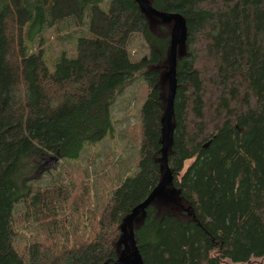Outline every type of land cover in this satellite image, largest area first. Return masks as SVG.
<instances>
[{
    "label": "trees",
    "instance_id": "obj_1",
    "mask_svg": "<svg viewBox=\"0 0 264 264\" xmlns=\"http://www.w3.org/2000/svg\"><path fill=\"white\" fill-rule=\"evenodd\" d=\"M146 1L180 13L185 35L175 55L166 153L171 180L132 220L141 262L219 264L262 257L264 0ZM101 2L0 0V264H102L115 258L123 246L122 218L162 174L170 22L144 12L135 0H109L106 10ZM68 18L85 34L77 36L71 56L61 50L46 57L50 69L43 32ZM133 36L147 47L138 59L128 49ZM137 78L147 92L138 110L135 166L116 173L93 234L58 245L50 237L63 233L67 216L78 213L73 205H81L83 192L65 175L35 185L34 170L46 154L75 161L86 147L111 137V107ZM68 205L69 214L60 216ZM17 206L48 236L32 238L20 250L14 245Z\"/></svg>",
    "mask_w": 264,
    "mask_h": 264
},
{
    "label": "rangeland",
    "instance_id": "obj_2",
    "mask_svg": "<svg viewBox=\"0 0 264 264\" xmlns=\"http://www.w3.org/2000/svg\"><path fill=\"white\" fill-rule=\"evenodd\" d=\"M108 3L109 0H102L101 9L106 10ZM70 34H73L71 41ZM81 34H85V29L82 30L72 18L58 20L52 27L46 28L42 35L45 40L41 43V46L47 51V56L44 57L46 66L52 68L53 62L49 63L48 58L55 57L61 50H65L67 56H71L75 40ZM128 49L133 59H138L147 52L145 43L137 36H133ZM146 88L143 79L137 78L125 87L116 98L111 107L114 126L111 137L106 134L100 140L102 142H97L98 144L94 148L86 147L83 154L75 161H65L61 158L51 160L46 154L41 158V166L34 170L32 181L35 185L44 186L51 182L62 181L65 175V177L70 176L66 180H71L75 184V188H79L78 193L83 192L81 205L77 207L78 201L76 206L73 205L74 210L78 213L73 217V213L67 216L68 219L65 222L63 233H57L56 238L54 235L50 237L58 245L62 243L70 245L73 241L84 240L93 234L98 212L106 199L107 193L114 186L116 173H120L125 165L134 168L140 140L138 110L145 99ZM57 170L59 174L56 177ZM65 172H67V175ZM132 174L133 172L129 171L125 175ZM73 194H76L75 189ZM160 204H162V201L159 202ZM68 211H71L70 205L67 206L65 213L60 214V216L65 217L66 214H69ZM93 211L95 216L92 215ZM25 212L24 207L17 206L13 218L14 245L19 250L22 243H26L32 238L48 237L37 222L26 215ZM24 215H26V220H22ZM75 221H78V225H80L77 230L75 229L77 227ZM219 264H264V256L250 258L243 263L221 259Z\"/></svg>",
    "mask_w": 264,
    "mask_h": 264
},
{
    "label": "water",
    "instance_id": "obj_3",
    "mask_svg": "<svg viewBox=\"0 0 264 264\" xmlns=\"http://www.w3.org/2000/svg\"><path fill=\"white\" fill-rule=\"evenodd\" d=\"M138 6L146 13L157 17L162 23L170 22L169 31V51L168 62L164 72V77L167 80V88L165 93V105L162 116L160 118V155L159 165L162 169L157 184L150 190V192L122 218L120 228V241L123 244L121 251L115 258H108L102 264L111 262L112 264H142L139 252L133 239L132 220L140 212H142L158 195H160L164 188L170 183V170L166 163V153L169 139V130L171 127L172 101L175 90V55L176 47L180 44L185 35V24L183 17L178 12H169L165 10L155 9L150 6L146 0H135ZM51 160H55L56 156H49Z\"/></svg>",
    "mask_w": 264,
    "mask_h": 264
}]
</instances>
